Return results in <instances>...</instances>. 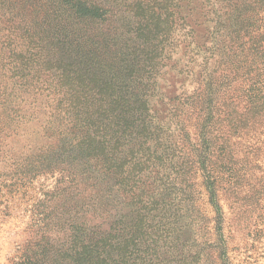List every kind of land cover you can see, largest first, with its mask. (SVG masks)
Returning <instances> with one entry per match:
<instances>
[{
  "label": "rangeland",
  "instance_id": "rangeland-1",
  "mask_svg": "<svg viewBox=\"0 0 264 264\" xmlns=\"http://www.w3.org/2000/svg\"><path fill=\"white\" fill-rule=\"evenodd\" d=\"M26 1L33 10L24 13V28H51L54 44L45 46L46 57L27 86L12 90L30 107L36 102L49 118L47 128L55 124L52 104L60 102L63 114L56 123L64 127L58 148L36 169L18 171L9 191L0 193V264H264V197L259 195L264 190V59L250 57L253 81L243 77L238 86L239 123L225 143L229 154L213 159L222 188L232 185L222 166L235 167V176L244 170L247 185L227 196L216 190L214 176L215 186L207 176H188L181 190L177 164L204 157L201 141L192 137L196 116L199 126L202 119L185 115L183 128L197 147L195 155L180 138L164 137L162 147L172 146L179 156L170 172L172 167L159 166V156L170 151H155L150 121L137 107L142 96L156 91L149 107L162 114L173 109L168 101L173 98V14L183 18L178 28L193 26L206 0L199 5L197 0ZM79 1L99 10L100 17L79 18L74 10ZM210 3L226 14L224 0ZM230 14L211 21L212 14L205 27L239 29L238 61L246 70L243 56L248 46L258 53L264 28L232 26ZM215 34L212 70L225 66L224 45L231 38ZM174 50L181 63L190 61L184 46ZM197 87L184 83L189 92ZM74 133L77 146H70ZM134 184L152 185L151 192L144 197ZM84 247L89 251L82 258L76 252Z\"/></svg>",
  "mask_w": 264,
  "mask_h": 264
},
{
  "label": "trees",
  "instance_id": "trees-1",
  "mask_svg": "<svg viewBox=\"0 0 264 264\" xmlns=\"http://www.w3.org/2000/svg\"><path fill=\"white\" fill-rule=\"evenodd\" d=\"M211 1L213 2L214 0H206L207 3L201 4L200 17L198 20L194 19L193 26L187 25L185 28H178V23L183 18L179 14H173V98L168 99V101L172 100L170 102H173V109L169 111L167 109V113L163 112L164 114H162V112L153 111V108L149 107V99H151L152 103L158 97L156 91L149 96L147 94L142 96L137 107L138 110L143 112L142 115L145 116V120L149 119L150 121L148 137L155 142V151L157 149L170 151L168 156H164V154L159 156V166H164L163 169L165 171L172 167L170 172L173 171V159H177L179 156L177 157L175 151L173 153L172 146L162 147L164 137L170 138L173 136V140L180 138L186 144L189 152L195 155L197 147L191 143V136L189 133H185V128H183L186 119L185 115L188 112L197 113L198 117L202 119L199 126L196 116L194 124V131L196 132L194 135L192 134V137L201 141L200 150L204 153V157L203 160H189L188 162L186 160L183 164H177L179 170L176 173V177L182 180L180 184L181 190L186 189L183 183L187 182L188 176H192L194 179L197 176L202 178L207 176L211 182L210 185L213 184L215 186L214 183H216L218 186L220 178L215 173L220 166L215 160L219 159L222 161L227 157L226 154H229L225 143L233 135L234 126H238L239 123L236 110L238 86L243 77H246V80L250 82L253 81L252 76L255 69L250 62V57L260 55V59H264V35H261L262 44L256 50L258 53H255V50L248 46L243 56L248 66H245L246 70H244V67L240 68L238 48L236 49L240 39L239 29H210L205 27L209 23L208 19L211 18L212 14L216 16L211 18V21H214V18L227 16L231 11L230 16L235 15L232 26L240 27L241 25V28H264V0H224L227 3L225 15H221V9L215 3L211 4ZM29 4L28 1L23 2V0H0V12L2 13L0 25L3 27L0 28V193L9 191L11 185L8 183L14 182L13 177L18 174V171L36 169L37 164L43 163L47 156H50L58 148L57 145L63 133L62 127H64L62 122L56 123L60 114H63L60 102L52 104L55 110L53 115L55 124L47 128L49 118H47V121L44 119L36 102H32V107H30L24 97H20L12 90V86H27L32 73L39 67L40 60L46 57L45 46L54 44L50 33L51 28H24V13L26 14L29 10H33ZM197 5H199L198 0ZM195 8L198 9L197 7ZM74 10L75 14L81 19H96L100 17L99 10L89 7L82 1L77 3ZM226 29H228L227 32ZM181 30H186L182 35L184 41H179L178 39L180 38L179 32ZM247 31L255 33V31L250 29ZM222 32L223 35H231L230 44L224 45L228 46L225 66L220 64L216 70H212L210 61L214 62L216 58L211 56V51L215 49L212 42L216 43L218 39L215 33L220 35ZM249 40H254V35L249 37ZM180 45L187 49L186 54L189 53L190 61L186 64L181 63L175 56L176 51L174 49ZM202 53H206V56L210 55L203 57ZM216 56L218 57V55ZM196 67L200 68L199 72L196 71ZM156 74H159V71ZM4 78L8 81L7 85ZM156 78L153 83L154 88L157 85ZM184 83L185 86H187V83H197L198 87L189 92L184 88ZM8 85L11 88L10 91L8 90ZM176 89L177 94L175 93ZM161 119H168V121L173 123V127L167 125ZM72 136L73 138H70V146H77V142H75L77 140L76 134L74 133ZM43 139H46L45 144H47V147L42 143ZM51 145H54L55 148L53 146L50 147ZM27 160L28 163L26 165ZM106 164L110 163L106 161ZM139 166V164H136V167ZM222 167L229 171L232 177V185L227 190L228 188H222L223 185L220 186L219 184V188H216V190L218 192L225 191L227 196H235V191L232 190H236L239 186L247 185L248 177L244 174V170H237L238 174L235 176L232 171V169H236L235 167ZM7 168L12 169L14 172L12 174L5 173ZM212 176L216 180L214 183L212 182ZM168 177H171L170 174H168ZM16 180L19 181L20 179L17 178ZM133 187L141 189L140 192L142 191L145 197L151 192L150 188L152 185L134 184ZM259 195L264 197V190ZM214 202L219 208L215 197ZM237 202L240 203L239 198H237ZM83 250L77 251L76 254L82 258L86 257L89 250H86L85 247ZM98 261L97 264H100V260Z\"/></svg>",
  "mask_w": 264,
  "mask_h": 264
}]
</instances>
